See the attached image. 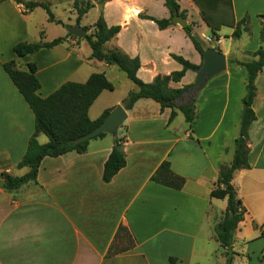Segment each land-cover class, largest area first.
I'll return each mask as SVG.
<instances>
[{
    "label": "crops",
    "instance_id": "1",
    "mask_svg": "<svg viewBox=\"0 0 264 264\" xmlns=\"http://www.w3.org/2000/svg\"><path fill=\"white\" fill-rule=\"evenodd\" d=\"M48 1V0H43ZM56 1V0H51ZM50 2V1H49ZM72 4L73 0H69ZM97 17L102 14L108 26L119 25L104 50L118 48L129 57H138L136 76L151 82L157 75L182 68L172 54L196 65L202 57L183 28L172 22L160 29L140 15L168 18L163 0H91ZM187 24L208 46L226 56V70L212 77L193 100L196 117L190 124L178 107L186 105L183 95L174 100L176 115L167 124L170 107L150 98H140L126 110L122 123L126 136L125 166L109 182L102 171L114 144L115 132L88 140L83 153L68 152L42 159L35 182L16 190L0 188V264H223V249L215 238L214 226L221 219L225 199L210 196L218 178L219 166L232 161L234 139L238 135L242 97L248 80L245 68L228 65V58L245 60L259 42L243 44V32L231 37L233 27L222 25L217 37L203 20L193 0H178ZM235 22L244 16L264 15V0H231ZM36 7L22 15V6L0 0V180L2 173L21 176L28 167H18L34 132V115L2 63L17 61L20 67L36 64L37 91L46 97L62 83H84L95 72H102L113 90H102L89 107L88 116L97 119L105 109L122 105L130 91L136 90L117 66L90 58V47L82 37L60 36L65 40L51 48L16 58L13 46L31 41L27 22ZM88 11V12H89ZM92 31L94 22L82 23ZM76 13V12H75ZM76 21V14L74 17ZM263 22L258 24V33ZM73 23H71L72 25ZM249 28L251 23L249 22ZM225 32L228 46L221 50ZM206 37L214 40L208 43ZM56 38V37H54ZM53 38L44 41H50ZM234 40L242 41L234 46ZM264 47V43H263ZM248 59H255L251 56ZM195 71L187 70L171 88L190 85ZM264 66L254 80L252 109L256 119L248 131L249 168L238 169L232 177L236 195L245 209L234 233L231 264H264ZM95 107V108H94ZM96 109L95 112H92ZM38 133L40 144L47 137ZM184 178L180 189L154 182L152 174L161 162ZM24 172L23 174H21ZM119 226L133 239L125 248H116ZM121 250L108 254L110 246Z\"/></svg>",
    "mask_w": 264,
    "mask_h": 264
},
{
    "label": "trees",
    "instance_id": "2",
    "mask_svg": "<svg viewBox=\"0 0 264 264\" xmlns=\"http://www.w3.org/2000/svg\"><path fill=\"white\" fill-rule=\"evenodd\" d=\"M23 6L22 12L32 11L36 7L44 9L48 16V21L57 22L50 8V3L43 0H14ZM104 2L106 0H97ZM164 5L169 10L168 18H155L153 16H140L154 21L160 29H164L172 24L171 17L178 14L186 17L185 11L180 9L178 0H163ZM199 9L203 20L210 27L212 34L217 37V32L222 25L233 27L231 37L237 39L243 32L249 31L248 16H244L235 22L231 0H193ZM93 6L91 0H73L72 7L76 11V21L89 11ZM264 19V15L259 14ZM86 30L87 27H84ZM186 36L192 42L194 48L201 55L208 47L201 38L193 31L190 24L182 27ZM119 25L108 26L100 14L92 25V31L86 33L83 38L88 43L91 53L90 58L104 61L106 64L117 66L126 77L136 85V90L130 91L123 100V108L128 110L140 98H150L160 104V110L170 107L171 112L168 117L169 124L176 115L174 100L182 95L183 88H171L169 82L179 81L187 70L196 71V65L181 56L172 54V58L181 64L182 68L165 75H157L151 82H143L136 76L140 67L138 57H129L118 48L104 50V44L114 38L119 32ZM66 36L76 38L69 32ZM259 39L261 45L251 54L255 59L239 60L228 58V65H238L245 68L248 80L245 94L242 97V107L239 121L238 135L234 139V151L232 161L229 164L219 166L218 178L214 187L210 191V196L217 199H225L226 206L221 219L214 226L215 238L223 249L225 261L223 264H231L232 257L236 252L230 250L234 233L240 221L244 218L245 209L237 197L232 185V177L236 170L249 168L248 162V131L251 123L256 119L252 109V102L255 97L256 87L254 80L264 66V22L262 23ZM64 37H56L50 41H19L13 46V53L17 58L27 54L37 52L41 49L51 48L62 43ZM216 49H218L216 47ZM2 68L16 86L34 115V132L28 141L26 151L22 159L17 163L18 167L26 166L28 171L21 176H12L2 173L1 178L5 181L4 188L16 190L29 182L36 181V175L42 159L46 156L56 157L68 152L83 153L87 149L88 140L81 143H73L77 137L91 131L109 113L110 109H105L101 115L91 120L88 116L89 107L102 90H113V84L102 72L92 73L84 83L66 81L55 91L46 97H40L37 93L40 83L36 77V64L26 63L22 68L17 67L16 61L11 60L2 63ZM179 111L184 115L185 123L190 129V124L196 117L195 105H181ZM43 133L47 137V142L40 144L36 135ZM100 133L98 136H102ZM126 136L121 134L115 137L111 151L104 162L102 171V181L109 182L112 177L126 164L123 151V142ZM264 148V144H263ZM151 180L174 189H180L184 183V178L176 175L171 169L169 161L160 163L151 176ZM264 226V224H263ZM130 238L128 230L119 226L116 238ZM113 244L108 250V254H116L123 251L113 250Z\"/></svg>",
    "mask_w": 264,
    "mask_h": 264
},
{
    "label": "rangeland",
    "instance_id": "3",
    "mask_svg": "<svg viewBox=\"0 0 264 264\" xmlns=\"http://www.w3.org/2000/svg\"><path fill=\"white\" fill-rule=\"evenodd\" d=\"M48 2L50 3V8H51L54 18L58 20L59 23L55 21L54 22L48 21V16L46 12L44 11V9L42 8L35 9L30 17L31 21L28 20L27 22V26L29 30H27L26 32H27V35L31 36L30 37L31 41H39L41 38L42 40H48L50 38L60 36L67 30V28L71 26V23L74 24L76 22L74 20L76 11L72 7V4L69 2V0H56L52 2L51 0H48ZM22 9H23V6H22ZM23 14L24 15L28 14V12L26 13L22 12V15ZM95 15H96L95 10L89 11L88 14H86V16L82 18L81 22L82 23L94 22ZM248 22L251 23V28L249 29V31H247V33L243 34V38H244L243 44L244 45L251 44L252 46L255 43L259 42V46H260L261 42L259 39L260 31L258 33V24L259 22H264V19L260 18L258 15H253L251 18L248 17ZM224 33L225 32H221L222 41H223V47L221 48L222 51H224V49L228 46V39H227L226 34ZM240 42L237 40H234V46H236V44ZM211 43L213 44L214 42H211ZM263 43L264 41L262 42V46H263ZM251 56L252 55L250 53L244 54V57H245L244 59L250 60L248 58H250ZM16 65L17 67H20L18 64ZM22 67L23 66H21V68ZM261 82L262 84H264L262 79H261ZM95 111L96 109H94L92 112H95ZM43 136L46 138L45 135ZM23 173L24 172H22L21 174ZM132 242H133V239L131 237L127 238L123 236V238L120 239L118 243H116V248H119V249L125 248L129 246L130 244H132Z\"/></svg>",
    "mask_w": 264,
    "mask_h": 264
},
{
    "label": "water",
    "instance_id": "4",
    "mask_svg": "<svg viewBox=\"0 0 264 264\" xmlns=\"http://www.w3.org/2000/svg\"><path fill=\"white\" fill-rule=\"evenodd\" d=\"M171 21L174 24H178L184 27L187 21L184 17L174 14L171 17ZM68 32L71 35L82 38L86 34V29L79 25L76 21L73 25L68 28ZM226 56L220 50L208 46L202 53V63L199 68L195 71L194 80L188 87L184 90L183 95L186 97V105H190L196 93L202 89L206 83L215 75L226 70ZM127 117L126 110L121 105H116L105 118L91 131L77 137L73 140V143H81L86 140H90L97 137L100 133H110L115 132L117 136H120L124 130L122 129V123ZM5 181L0 180V188L4 187ZM232 249V246H229Z\"/></svg>",
    "mask_w": 264,
    "mask_h": 264
},
{
    "label": "built area",
    "instance_id": "5",
    "mask_svg": "<svg viewBox=\"0 0 264 264\" xmlns=\"http://www.w3.org/2000/svg\"><path fill=\"white\" fill-rule=\"evenodd\" d=\"M206 41H207L208 43L214 42V40H213L212 38H210V37H206Z\"/></svg>",
    "mask_w": 264,
    "mask_h": 264
}]
</instances>
